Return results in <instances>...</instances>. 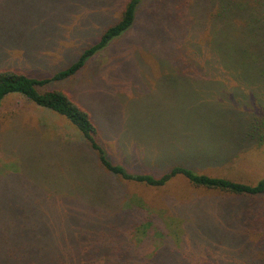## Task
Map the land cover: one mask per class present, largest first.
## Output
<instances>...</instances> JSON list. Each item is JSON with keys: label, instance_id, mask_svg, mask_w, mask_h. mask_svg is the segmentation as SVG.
I'll return each instance as SVG.
<instances>
[{"label": "trees", "instance_id": "1", "mask_svg": "<svg viewBox=\"0 0 264 264\" xmlns=\"http://www.w3.org/2000/svg\"><path fill=\"white\" fill-rule=\"evenodd\" d=\"M53 1L0 0V102L18 94L63 117L87 153L63 155L58 143L60 154L50 156L55 143L44 144L40 134L0 133V264H264V178L248 184L197 171L264 145V0H77L87 8L107 2L106 23L100 19L96 40L73 62L51 68L37 55L50 45L51 27L45 34L24 23L51 14L49 7L59 20L76 16V0ZM143 3L144 33L161 40L153 55L159 81L194 105L210 100L198 98L205 93L211 103L185 113L175 142L147 132V154L137 155L144 171L130 172L107 158L99 130L69 91L44 88L75 77L124 37ZM17 46L23 61L48 77L12 69ZM136 150L126 151L124 162L130 165ZM179 177L224 196L187 199L163 216L128 188L158 190Z\"/></svg>", "mask_w": 264, "mask_h": 264}, {"label": "rangeland", "instance_id": "2", "mask_svg": "<svg viewBox=\"0 0 264 264\" xmlns=\"http://www.w3.org/2000/svg\"><path fill=\"white\" fill-rule=\"evenodd\" d=\"M50 3L53 5L54 1L50 0ZM70 4L78 10L76 16L66 14L64 16L66 20L63 18L59 20L55 17V11L49 7L48 11L52 15L46 14L43 18L32 17L31 24L24 23L30 30L43 31L45 34L50 31L46 26L51 27L54 37L45 41L50 45L41 47V55L37 54L43 56L44 61H49L47 67L58 68L66 62L67 64L73 62L82 49L96 40L93 31H99L103 22L106 23L108 15L102 14L107 2L90 8L77 0ZM144 4L146 3L139 7L131 30L124 37L112 42L107 49L90 58L75 77L61 83H50L44 88V90L63 88L69 91L99 130L98 142L107 158L115 164L124 166L130 172H135L138 167L140 168L138 170L144 171L142 170L144 160H138V157L142 158V155L147 154L144 151L146 147L142 145L148 140L147 132L151 134L154 131L156 138L162 143L175 142L180 133L176 132L180 127L176 124L183 119L185 113L192 108L199 109L211 103L210 96L205 93L198 98L209 97L207 99L210 100L205 104L194 105L195 102L170 88V83L159 81L161 76L158 75V63L153 55H156L154 51H158L162 45L158 44L161 40L153 33L148 35L144 33L148 21L146 12L148 8ZM51 18L54 19L53 25L48 24ZM16 48L11 56L12 69L30 76H46L36 63L23 61L19 50H24L18 46ZM211 94L213 95L212 92ZM200 127H194L193 131ZM203 127L209 129L207 126ZM16 129H22L27 134H40L44 144L55 143L49 147L50 156L60 154L57 151L58 143L65 144L62 148V150L65 148L63 155L71 152L87 153L83 140L79 139L76 130L63 117L36 107L21 95L13 94L0 102V133L12 132V136L16 137ZM135 142L140 146L133 145ZM136 147L137 154H134L129 165L124 162V155L126 151L134 152ZM0 156L3 155L0 153ZM197 171L210 176L255 184L264 178V145L260 149L253 147L245 149L220 167H199ZM128 188L134 194L140 195L151 209L162 211L163 216H171L175 205L187 199L197 197L203 203L209 200L211 203L212 198L220 200L224 196L194 189L181 177L158 190L131 184H128ZM146 215L147 213L141 214L142 217Z\"/></svg>", "mask_w": 264, "mask_h": 264}]
</instances>
